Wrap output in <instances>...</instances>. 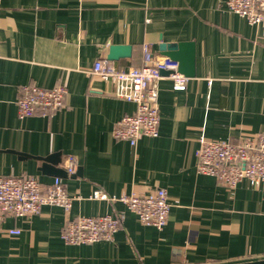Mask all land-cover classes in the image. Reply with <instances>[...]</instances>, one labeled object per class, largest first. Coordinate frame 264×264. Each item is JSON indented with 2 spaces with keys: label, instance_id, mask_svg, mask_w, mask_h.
<instances>
[{
  "label": "crops",
  "instance_id": "0c3cea01",
  "mask_svg": "<svg viewBox=\"0 0 264 264\" xmlns=\"http://www.w3.org/2000/svg\"><path fill=\"white\" fill-rule=\"evenodd\" d=\"M226 0H0V176L60 177L70 211L46 205L1 222L0 264H241L264 259V181L235 186L197 170L204 139L240 142L264 135V22L252 24ZM193 41L196 74L185 90L168 73L158 83L159 135L116 138V122L137 104L92 73L112 44L140 67L144 45ZM108 59V58H107ZM64 85L56 111L18 113L21 87ZM50 158L48 160L47 158ZM73 157L70 174L65 160ZM168 191V223H141L119 197ZM100 190L114 201L92 199ZM110 213L114 239L66 244L68 219ZM18 228L19 234L8 229Z\"/></svg>",
  "mask_w": 264,
  "mask_h": 264
},
{
  "label": "built area",
  "instance_id": "2783aa9c",
  "mask_svg": "<svg viewBox=\"0 0 264 264\" xmlns=\"http://www.w3.org/2000/svg\"><path fill=\"white\" fill-rule=\"evenodd\" d=\"M233 12L245 17L252 24L264 22V0H226ZM144 60L140 67H116L106 57L98 58L92 73L115 85V95L137 104V111L116 122L113 134L116 138L136 145L141 135L157 137L161 112L157 102L158 83L163 77L161 70L169 71L173 89L185 90L188 77L179 71L178 62L155 55L149 45L143 47ZM67 88L59 85L45 89L36 85L21 87L17 99L18 113L22 117L34 115L38 109L56 111L63 107ZM197 170L212 175L221 183L235 186L243 179L257 185L264 181V135L249 137L240 142L204 139L197 150ZM70 174L76 170L73 157L65 160ZM92 199L114 201L100 190H94ZM74 198L56 176L45 185L36 176L25 178L0 176V231L1 222L8 217L29 218L39 214L46 205H56L70 211ZM139 221L162 229L170 215L171 203L168 191L156 187L147 193L119 197ZM120 228V219L110 213L68 219L61 231L66 244H92L101 240H112ZM10 234H19L18 228L8 229Z\"/></svg>",
  "mask_w": 264,
  "mask_h": 264
},
{
  "label": "water",
  "instance_id": "95a60500",
  "mask_svg": "<svg viewBox=\"0 0 264 264\" xmlns=\"http://www.w3.org/2000/svg\"><path fill=\"white\" fill-rule=\"evenodd\" d=\"M159 51L161 54L168 56L170 59L178 62V68L181 73L187 77H194L196 74V47L193 41H181L177 43L160 44ZM132 55V46L128 44H112L109 47V53L107 58L109 60H119L121 58H127ZM162 73L168 71L161 70ZM51 157L47 158L50 160ZM52 161V160H50ZM241 264H264V259L241 263Z\"/></svg>",
  "mask_w": 264,
  "mask_h": 264
}]
</instances>
